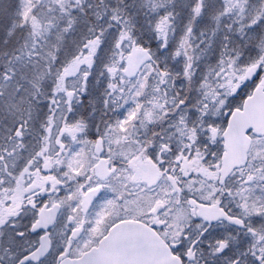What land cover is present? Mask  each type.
Listing matches in <instances>:
<instances>
[{
  "label": "snow or ice",
  "instance_id": "6c2138e0",
  "mask_svg": "<svg viewBox=\"0 0 264 264\" xmlns=\"http://www.w3.org/2000/svg\"><path fill=\"white\" fill-rule=\"evenodd\" d=\"M0 264H264V0H0Z\"/></svg>",
  "mask_w": 264,
  "mask_h": 264
}]
</instances>
